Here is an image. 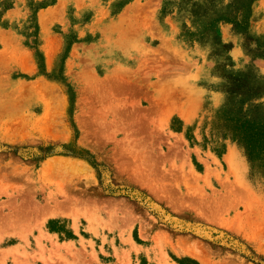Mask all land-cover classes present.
Masks as SVG:
<instances>
[{
    "label": "rangeland",
    "instance_id": "rangeland-1",
    "mask_svg": "<svg viewBox=\"0 0 264 264\" xmlns=\"http://www.w3.org/2000/svg\"><path fill=\"white\" fill-rule=\"evenodd\" d=\"M243 120L264 0H0V264L264 259Z\"/></svg>",
    "mask_w": 264,
    "mask_h": 264
},
{
    "label": "trees",
    "instance_id": "trees-1",
    "mask_svg": "<svg viewBox=\"0 0 264 264\" xmlns=\"http://www.w3.org/2000/svg\"><path fill=\"white\" fill-rule=\"evenodd\" d=\"M229 132L231 141L241 148L249 164L252 162L264 161V122L253 123L244 120L237 121L231 125ZM13 151L16 152L14 149ZM25 156L32 158L29 153H26ZM110 191L112 192L111 189ZM50 229L55 230L54 227H50ZM213 241L218 242L219 239ZM225 242L229 243V247L232 249L239 251L248 261L254 260L253 255L247 253L246 249H241L229 239H226ZM176 261L178 264H198L196 261L189 258L177 259ZM255 264H264V259H259Z\"/></svg>",
    "mask_w": 264,
    "mask_h": 264
},
{
    "label": "bare ground",
    "instance_id": "bare-ground-1",
    "mask_svg": "<svg viewBox=\"0 0 264 264\" xmlns=\"http://www.w3.org/2000/svg\"><path fill=\"white\" fill-rule=\"evenodd\" d=\"M15 121H16V120H15ZM9 133H10V132H9ZM72 167H73V166H72ZM187 249H188V248H187ZM178 251H179V250H178ZM183 251L186 252L187 254H190V255H192V256L198 258V259L200 260V263H201V264H210V263H208V261H206V260L200 258L199 256H196V254H193L194 252L191 251V250H183ZM211 264H212V262H211ZM219 264H220V263H219Z\"/></svg>",
    "mask_w": 264,
    "mask_h": 264
}]
</instances>
